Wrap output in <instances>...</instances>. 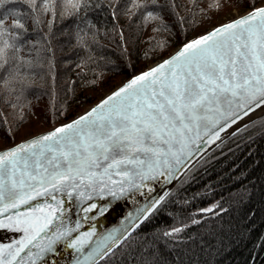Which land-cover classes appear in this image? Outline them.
<instances>
[{
	"label": "snow or ice",
	"instance_id": "6c2138e0",
	"mask_svg": "<svg viewBox=\"0 0 264 264\" xmlns=\"http://www.w3.org/2000/svg\"><path fill=\"white\" fill-rule=\"evenodd\" d=\"M201 2L0 0V129L4 132L0 139L14 140V132L25 119L22 98L28 87L25 81L29 72L24 70L42 68L45 63L50 64V70L55 67L52 41L57 39L54 29L58 21H71L60 29V35L68 38L75 57L65 64L79 69L77 78L84 81L83 90L88 91L105 81L103 72H97L100 63L93 55L94 49H104L101 39L111 37L121 55L128 56L129 38L125 36V25L131 26L138 18L133 42L138 51L140 43L149 46L139 53L141 57L150 54L155 57L167 49L171 37L176 34L174 29L182 31L185 24H195L197 18L206 22L208 12L200 7ZM224 3L226 0H212L207 9L219 12ZM247 3L250 11L182 42L174 54L134 74L78 118L30 137L26 142L0 149V214L30 204L36 198L33 193L42 195L49 188L53 191L78 188L86 178L89 183L85 187H92L103 182L100 177L111 180L114 175L121 176L125 178L119 181L121 192L125 191L123 184L126 182L129 189H135L140 196H150V199L137 209L135 216L129 214L131 227L113 230L104 236L84 253L85 261L100 264V261L111 260L120 250L122 254L135 253V264H162L161 237L178 240L189 227L202 223L198 215H219L226 211L216 202L200 208L198 213L189 214V222L177 220V224L162 233L133 235L168 203L179 206L190 203L187 198L180 197L186 191L184 185L194 178L193 170L200 161L190 162L194 154L202 150V144L220 147L225 139L221 133L235 137L255 128L264 134V0H247ZM105 10V20L110 18L111 27L102 31L88 13H96L98 22L104 24L100 17ZM122 19L125 25H121ZM149 25H154L153 33H167V38L158 39L157 35L150 34L141 41L140 36ZM89 72L91 79H88ZM10 118L18 121L15 128ZM158 177L175 184V191L152 196L154 189L144 181ZM141 187H147L148 192L139 191ZM87 198L90 200L91 196ZM93 210L103 211L95 204L85 209ZM5 226L0 221V227ZM74 230H69L68 234ZM23 231L27 235L28 229ZM35 239L17 242L15 248L0 244V264H24L20 253L28 244L40 247L34 243ZM78 264L83 262L78 261Z\"/></svg>",
	"mask_w": 264,
	"mask_h": 264
},
{
	"label": "trees",
	"instance_id": "16d2710c",
	"mask_svg": "<svg viewBox=\"0 0 264 264\" xmlns=\"http://www.w3.org/2000/svg\"><path fill=\"white\" fill-rule=\"evenodd\" d=\"M179 2L185 4L187 0ZM211 2L212 0H202L200 4L208 12L206 22L197 18L195 24H185L182 31L174 29L176 34L171 37L167 49L161 50V54L155 57L151 54L146 58L141 57L139 53L149 46L140 43L138 51L133 42L138 18L131 26L125 25L122 19L120 23L125 25V36L129 38V55H121L117 45L111 42V37L101 39L104 49H94L93 55L100 63L97 72H103L105 81L88 91L83 90L84 81L77 78L79 69L74 70V66L65 64V61L70 58L74 60L75 57L68 38L60 35V29L70 25L71 21H58L54 29L57 39L52 41L55 50L52 63L55 67L50 70V64L45 63L42 68L24 70L29 72L25 81L28 87L22 98L25 119L19 130L14 132V140L0 139V148L73 118L133 74L169 55L182 42L250 9L247 0H239V3L237 0H226L224 7L216 12L207 9ZM180 12L184 15L183 9ZM88 16L102 31L111 27L110 18L105 20L106 10L100 17L105 21L104 24L98 22L96 13L89 12ZM153 27L154 25H149L144 29L140 36L141 41L146 40L150 34L157 35L158 39L167 38V33H153ZM29 28L31 29V24ZM44 31L47 32L46 25ZM33 72L35 75H31ZM91 78L92 73L89 72L88 79ZM72 89H75L74 95ZM17 123V120L10 118L13 128ZM3 136L4 132L0 129V137ZM204 160L208 162L205 164ZM198 161L200 163L193 170L194 178L184 185L186 191L180 197L187 198L190 203L186 206L168 203L133 235L138 236L145 232L149 235L152 232L162 233L177 224V220L181 223L189 222V214L198 213L200 208L219 202L226 211L219 215H198L197 218L202 219V223L189 227L181 234L180 239L173 241L161 237L159 248L162 264H264V247L261 246L264 245V134L254 128L235 137L229 136L220 147H214ZM175 187L172 191H175ZM166 243L168 247H165ZM133 255L135 253L122 254L118 250L111 260L100 261V264H135Z\"/></svg>",
	"mask_w": 264,
	"mask_h": 264
},
{
	"label": "water",
	"instance_id": "95a60500",
	"mask_svg": "<svg viewBox=\"0 0 264 264\" xmlns=\"http://www.w3.org/2000/svg\"><path fill=\"white\" fill-rule=\"evenodd\" d=\"M247 11H250V9ZM245 13L246 11L223 23L230 22ZM197 37L198 35L190 40ZM180 46L172 50L169 55L174 54ZM169 55L153 62L144 71L148 70L150 67H154L163 59H167ZM131 77L115 86L98 101L93 103V105L91 104L86 107L82 112L73 116V118L54 127H59L64 123L71 122L73 119L78 118L79 115L84 114L86 110L99 103L106 95H109L117 87L122 86L130 80ZM257 115H259V113H257ZM52 128L27 136L16 143L26 142L30 137L46 133ZM229 131H231V129ZM221 136H224L225 139L229 137L225 133H221ZM217 143L220 142L217 141ZM214 147L216 146L202 144V150L194 154L190 164L198 161ZM124 179V177L114 175L111 180H109L108 177L104 176L99 178V180L103 182H97L92 187H85V185L89 183L86 178L78 188L66 187L59 191H53L49 188L48 191L42 195L33 193L36 198L31 201L30 204H22L19 208L9 209L3 214H0V221H3L6 225L5 227H0V244L11 245L15 248L17 242L27 243L32 237H36L34 243L39 244L40 247H34L32 244H28L24 252L20 253V257L23 258L24 264H32L33 261L35 264H78V261L83 262V264H88V262L85 261L84 253L90 250L91 247H95L98 241L110 232H113V230H123L127 227H131V217L129 214L131 213L132 216H135L137 209L142 207L148 199H150V196H140L139 192L135 189H129L126 182L123 184L125 191L121 192L122 185L119 181ZM77 183H79V180H77ZM144 184L154 189L151 193L152 196L161 195L164 191L172 190L175 186V184L167 183L164 177H158L156 180H146ZM43 191L44 190L41 189V192ZM139 191L147 193L148 188L141 187ZM81 192L85 193V195L81 196ZM112 193H115V195H112ZM89 195L91 196L90 200L87 198ZM90 204H95L103 211H85ZM56 209L59 210L56 211ZM17 221L20 222L17 223ZM77 221H79V227H77ZM25 228L28 229L27 235L23 231ZM41 228L44 229L43 232L39 231ZM57 229L59 231H56ZM71 229L75 230L71 231L69 235L68 231ZM38 232L39 235H37ZM54 232L56 233L55 235L53 234ZM81 233L87 235H81ZM117 235H119L118 232ZM72 243H75L76 247H70ZM81 243L83 247H81ZM49 248L53 250H42ZM77 248H80V251H77ZM29 251L33 254L27 255Z\"/></svg>",
	"mask_w": 264,
	"mask_h": 264
},
{
	"label": "bare ground",
	"instance_id": "6f19581e",
	"mask_svg": "<svg viewBox=\"0 0 264 264\" xmlns=\"http://www.w3.org/2000/svg\"><path fill=\"white\" fill-rule=\"evenodd\" d=\"M131 77V76H130ZM128 79V78H127ZM125 81V80H124ZM88 107V106H87ZM82 112V111H81ZM46 130V129H45ZM23 140V139H22ZM19 142V141H18ZM13 145V144H12ZM7 147V146H6ZM4 148V147H3ZM1 149V148H0Z\"/></svg>",
	"mask_w": 264,
	"mask_h": 264
},
{
	"label": "rangeland",
	"instance_id": "374dc122",
	"mask_svg": "<svg viewBox=\"0 0 264 264\" xmlns=\"http://www.w3.org/2000/svg\"><path fill=\"white\" fill-rule=\"evenodd\" d=\"M236 13H237V11H236ZM243 13V12H242ZM240 14V13H239ZM239 14H236V15H239ZM234 18V17H233Z\"/></svg>",
	"mask_w": 264,
	"mask_h": 264
}]
</instances>
